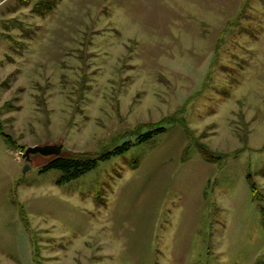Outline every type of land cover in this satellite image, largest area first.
Masks as SVG:
<instances>
[{
	"label": "rangeland",
	"instance_id": "rangeland-1",
	"mask_svg": "<svg viewBox=\"0 0 264 264\" xmlns=\"http://www.w3.org/2000/svg\"><path fill=\"white\" fill-rule=\"evenodd\" d=\"M0 125V264H264V0H0Z\"/></svg>",
	"mask_w": 264,
	"mask_h": 264
},
{
	"label": "trees",
	"instance_id": "trees-1",
	"mask_svg": "<svg viewBox=\"0 0 264 264\" xmlns=\"http://www.w3.org/2000/svg\"><path fill=\"white\" fill-rule=\"evenodd\" d=\"M164 131L165 127L163 125H157L139 134L134 142L125 141L120 145L114 146L112 149L104 151L96 157H86V155H55L48 162L42 165L40 171L45 172L51 169H56L62 173L61 178L58 182L70 181L77 178L81 174L93 169L97 165L98 161L106 160L113 155L122 154L123 152L127 151L132 145L147 142L155 135H158L159 133H162ZM0 134L5 137V139L11 144V146L13 145V142L10 140L8 135L3 133L1 125ZM251 189L253 195H255L257 192V188L253 182L251 183ZM261 211L264 214V208H261Z\"/></svg>",
	"mask_w": 264,
	"mask_h": 264
},
{
	"label": "water",
	"instance_id": "water-1",
	"mask_svg": "<svg viewBox=\"0 0 264 264\" xmlns=\"http://www.w3.org/2000/svg\"><path fill=\"white\" fill-rule=\"evenodd\" d=\"M62 150V144L48 143V144H34L27 146L21 153V157L26 161L24 169L29 167L31 154H41L43 156L59 155Z\"/></svg>",
	"mask_w": 264,
	"mask_h": 264
}]
</instances>
